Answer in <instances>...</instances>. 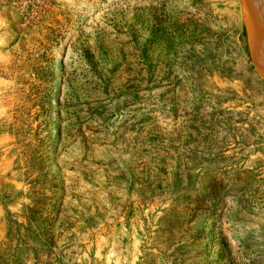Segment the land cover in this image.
<instances>
[{"label":"rangeland","instance_id":"374dc122","mask_svg":"<svg viewBox=\"0 0 264 264\" xmlns=\"http://www.w3.org/2000/svg\"><path fill=\"white\" fill-rule=\"evenodd\" d=\"M262 9L0 0V264H264Z\"/></svg>","mask_w":264,"mask_h":264},{"label":"bare ground","instance_id":"6f19581e","mask_svg":"<svg viewBox=\"0 0 264 264\" xmlns=\"http://www.w3.org/2000/svg\"><path fill=\"white\" fill-rule=\"evenodd\" d=\"M261 5L263 7L262 11H264V0H260ZM249 40L252 44L253 50L260 54L261 51V45L262 40H264V35L262 34V30L260 29V26L256 23V20L249 21ZM264 48V47H263ZM264 53V52H263ZM255 56V55H254ZM257 57V56H256ZM260 57V56H259ZM258 57V58H259ZM264 59V57H262ZM262 59V60H263ZM259 61V60H257ZM262 63V62H261ZM259 68V67H258ZM261 69V68H259ZM264 69V68H263Z\"/></svg>","mask_w":264,"mask_h":264}]
</instances>
